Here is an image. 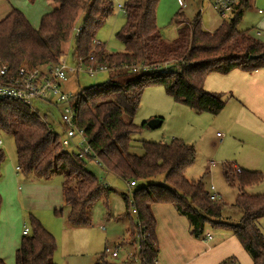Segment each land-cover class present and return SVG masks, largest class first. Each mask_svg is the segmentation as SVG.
<instances>
[{
	"label": "trees",
	"instance_id": "trees-1",
	"mask_svg": "<svg viewBox=\"0 0 264 264\" xmlns=\"http://www.w3.org/2000/svg\"><path fill=\"white\" fill-rule=\"evenodd\" d=\"M52 2L57 5H50L38 28L15 8L0 20V60L13 73L23 63L38 67L56 63L58 56L66 52L71 29L81 14L82 31L75 38L73 60L88 64L94 56V63L113 67L114 74L74 96L77 122L86 131L96 157L79 158L75 150L63 149L59 139L65 126L60 123L55 129L47 114L41 115L20 101H0V131L13 134L20 170L41 178L64 176L63 201L72 227L90 226L91 205L101 196L107 198L112 190L87 168V160L101 165L106 174L124 180L127 187L130 181L135 182L132 189L128 188V194H123L126 214L131 216L134 209L137 212L136 221L131 218L132 228L127 233L139 227V254L144 264H156L159 258L157 221L152 210L156 203L172 204L188 219L192 236L201 237L207 226L232 233L253 264H264V232L259 224L264 217V194L245 191L263 183L264 172L247 169L237 172L232 164H225L226 179L238 188L236 201L227 204L211 200L203 180H189L185 174L195 160L193 145L178 138L162 143L133 137L148 127L147 121L141 125L134 123L148 86L161 85L174 101L197 113L215 116L224 109L227 100L222 93L205 88L209 75L264 68V42L251 36L248 30L239 29L248 0H239L230 19L212 32L202 27L200 15L190 21L183 11H177L173 17L177 27L173 40H166L159 28V0H127L123 7L125 22L116 32L124 45L121 52H109L102 43L94 45L98 29L114 12V0ZM254 55L257 57L253 58ZM165 62H169V68L162 72L156 66ZM126 65L140 69H124ZM145 66L149 69L144 70ZM5 158L0 148V176ZM160 175L162 180L157 179ZM232 209L242 212L237 222L224 216L226 210ZM59 211L55 209V213ZM29 220L31 233L23 234L15 264H57L54 235L36 216L29 215ZM228 261L234 263L236 259L230 257L221 264ZM0 264L6 263L0 258Z\"/></svg>",
	"mask_w": 264,
	"mask_h": 264
},
{
	"label": "rangeland",
	"instance_id": "rangeland-1",
	"mask_svg": "<svg viewBox=\"0 0 264 264\" xmlns=\"http://www.w3.org/2000/svg\"><path fill=\"white\" fill-rule=\"evenodd\" d=\"M114 1V12L98 29L95 39L100 41L109 52H121L124 50V45L116 37V32L124 24L126 15L124 10L118 7V3L124 4L127 0ZM188 3V7L182 8L185 15L190 20H193L195 14L201 10L203 26L206 29L208 27L209 30H212L218 25L219 21H223L212 7L210 0H188ZM50 5L56 6L57 3L52 2L50 4V0H0V20L15 8L21 10L31 23L36 21L40 26L41 18L46 9H50ZM180 6L178 0H159L157 21L166 40H173L176 37V27L172 19L180 9ZM80 16L81 14L76 18L74 25L80 22ZM253 16H255L254 13L246 12L244 21L241 20V25L239 23V29L248 30L249 34L251 33L254 36L255 29L253 31L244 29L251 27ZM74 43L75 40L73 38L68 40L67 50L64 52V54H68V62L73 61ZM113 74L112 71H107L101 72L94 77L83 73L78 76L72 75L62 84V87L65 91L74 94L86 87L105 82ZM34 106L42 115H48V122L55 129L59 128L60 108L53 105H41L40 101H35ZM156 117L163 118V124L157 128L145 127L141 132L133 136L134 139L169 143L174 138H178L193 145L196 150V156L193 164L185 173L186 177L189 180L202 179L206 188L214 185L220 193L222 201L227 204H233L238 195V188L226 179L224 166L227 161L224 160L221 147L215 145L218 141L223 140V137L225 138L226 132L224 129L219 126L216 128L210 127L206 129L207 134L203 136L204 134H201L198 130L197 122L199 118L209 119L208 115L197 113L195 110L178 102L175 103L174 99L167 95L161 85H151L144 90L140 106L134 117V123L141 125L144 121L148 122ZM201 125L204 127L203 123ZM217 132L222 137L217 136ZM0 139L2 140L0 148L6 156L2 164L1 173V176L4 177L1 180H5V190L0 192L2 196L0 217H2V214L4 217L3 210L7 204L15 205L17 212L22 207L32 210L29 215L35 216L37 214L43 217V226L56 239L57 248L54 254V261L57 264H144L139 254V227L135 228V231L132 229L130 233H127L132 228L131 218L136 221V214L132 210L131 216L126 214L123 194H128V187L124 180L113 174H106L101 165L87 160V168L101 181L108 183L112 190L109 191L107 198L101 196L91 205L92 224L90 226L72 227L68 222L67 207L58 205L57 209L61 210L58 213H55L54 207L47 208L50 193L41 186L42 182H44L42 181L43 178L40 179L34 174L26 178L16 171L17 157L13 134L0 131ZM139 153H141V150H139ZM211 161L214 162L213 165H210ZM7 169L11 173L13 172V176H15L11 180L10 178L5 179L10 176L5 173ZM157 179L162 180L163 175L158 176ZM31 180H35V183L30 182ZM48 180L51 184H54L51 192L61 190L63 183L62 174H54ZM254 186L247 187L245 191L254 195L258 193L264 194V182ZM224 216L227 218L232 217L234 222H237L242 216V212L238 209L226 210ZM23 223L24 221L22 220L21 229L24 227ZM25 223L29 226L31 233L32 227L29 217H27ZM259 224L264 232V217L259 219ZM22 236L23 232L20 233V239H22ZM118 245L120 246L118 257H112L110 254L103 255L105 247L114 248ZM249 257L252 260L251 256ZM11 259H13V263L16 262V252L14 250L11 252ZM228 264H242V262L240 260L234 263L228 261Z\"/></svg>",
	"mask_w": 264,
	"mask_h": 264
},
{
	"label": "crops",
	"instance_id": "crops-1",
	"mask_svg": "<svg viewBox=\"0 0 264 264\" xmlns=\"http://www.w3.org/2000/svg\"><path fill=\"white\" fill-rule=\"evenodd\" d=\"M183 2L179 9L181 11H183L182 8L189 6L188 0H183ZM248 4L241 20L246 16V12L254 13L255 16L251 21V27L244 29H251V31L255 29L256 36L251 35V33L250 35L264 42V0H248ZM212 7L214 8V6ZM48 10L46 9V12ZM214 10L218 14L215 8ZM196 15H200L202 21L201 10ZM187 19L190 20L188 17ZM222 22L219 21L218 25L212 30H209L208 27L206 29L203 22L202 27L212 32ZM31 24L35 28L39 26L36 21ZM205 88L209 91L222 93L227 101L224 109L218 115L213 116L205 113L209 119L199 118L197 127L200 133L205 136L207 134L206 129L210 127L216 128L219 126L224 129L226 132L225 138L223 137V140L218 141L215 145L221 147L224 160L227 161L226 164L230 163L234 168L264 172V68L254 70V72L239 69L224 75L211 74L207 77ZM156 118L161 120L162 125L163 118ZM201 123L204 124V127ZM217 136H219V132H217ZM17 166L15 167L16 171L26 178L33 174L36 175L35 173L24 174L21 170H17ZM207 169L209 172V167ZM5 173L10 175L5 179L10 178L11 180L12 177H15L13 172L11 173L8 169ZM3 178V176H0V192L5 190V180H1ZM38 178L42 179L39 176ZM48 179H51V177L43 178L42 181L44 182L41 184L50 193L47 208L54 207L57 209L58 205L64 206L62 187L60 191L54 190L51 192L54 184H51ZM30 182L35 183V180ZM207 189L210 191V186ZM216 192L222 200L220 193L217 190ZM16 208L15 205L7 204L3 210L4 217L3 214V218L0 217V258L6 264H15L11 259V252L13 250L16 252L19 248L21 244L20 233L23 232L24 228L21 229L22 220L24 221L23 224L26 225L27 217L32 212V210L22 207L17 212ZM152 210L157 221L156 234L159 244V258L156 264H221L230 257H234L237 262L240 260L242 264H253V260L249 259V254L232 233L207 226L201 237H195L190 233L188 219L180 215L172 204L156 203L152 206ZM35 216L43 222V217L37 214ZM206 234H210L211 239L206 240L204 238Z\"/></svg>",
	"mask_w": 264,
	"mask_h": 264
},
{
	"label": "built area",
	"instance_id": "built-area-1",
	"mask_svg": "<svg viewBox=\"0 0 264 264\" xmlns=\"http://www.w3.org/2000/svg\"><path fill=\"white\" fill-rule=\"evenodd\" d=\"M239 0H210L211 4L217 10L223 21L230 19L233 10ZM180 5H183V0H178ZM118 7L123 8L124 4H118ZM82 31V24L78 23L71 29L70 39L77 38ZM101 42L94 40V45H99ZM73 60V58H72ZM90 63L84 64L83 61L68 62V54H61L57 62L46 66H35L30 63H23L18 71L12 72L8 64L0 60V101L16 100L29 105L35 112H39L34 106L35 101H40L41 105L56 106L60 108V123L65 128L61 132L59 143L63 149L77 152L79 158H86L88 155L96 157L95 151L91 148L86 131L79 126L77 122L78 109L74 105L75 93L67 92L63 89L62 84L66 82L72 75H80L81 73L94 77L101 72H110L114 68L108 67L105 64L94 63V56L90 57ZM160 71H167L169 62L163 65H157ZM124 69L137 71L140 67L125 66ZM144 70H148L149 66H145ZM42 115V114H41ZM2 140L0 139V145ZM97 162L100 163L97 159ZM214 164V162H210ZM237 172L241 169L236 167ZM17 170H20L17 166ZM135 182L130 181L128 188L132 189ZM132 196V195H131ZM209 198L211 200H220L215 186H210ZM136 214V210H133ZM30 228L26 224L23 228V234L28 235ZM206 240L211 239L210 234L204 237ZM120 246L114 248L105 247L104 254H110L112 257L119 256Z\"/></svg>",
	"mask_w": 264,
	"mask_h": 264
},
{
	"label": "water",
	"instance_id": "water-1",
	"mask_svg": "<svg viewBox=\"0 0 264 264\" xmlns=\"http://www.w3.org/2000/svg\"><path fill=\"white\" fill-rule=\"evenodd\" d=\"M254 57H257V55H254L253 58ZM147 125L150 128H157L161 125V120H159L158 118H153L150 121H148Z\"/></svg>",
	"mask_w": 264,
	"mask_h": 264
}]
</instances>
